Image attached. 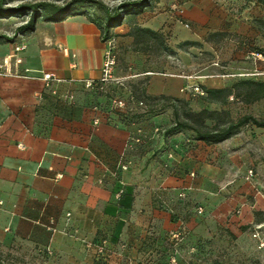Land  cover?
I'll return each instance as SVG.
<instances>
[{
    "label": "crops",
    "instance_id": "obj_1",
    "mask_svg": "<svg viewBox=\"0 0 264 264\" xmlns=\"http://www.w3.org/2000/svg\"><path fill=\"white\" fill-rule=\"evenodd\" d=\"M104 23L78 10L60 18L43 15L34 30L0 43V70L7 72L0 73L3 248L47 256V264H92L101 246L103 255L132 257L146 232L162 239L184 225L189 239L208 232L212 238L224 229L246 251L264 255V245L252 236V228L259 227L264 241V127L245 124L221 142L206 143L188 130L164 136L173 121L171 108L139 117L112 110L111 92H131L115 89L114 82L96 86L109 44ZM135 24L169 33L178 45L191 42L179 50L181 58L193 54L184 65L198 66L209 48L212 60L204 68L225 69L217 74L156 70L147 55L131 50ZM110 33L118 52L128 47L132 53L122 76L118 60L119 79L141 78L146 94L182 98L194 110L223 107L234 119L246 114V102L233 93L220 106L200 94L193 97L190 86L224 88L246 78L221 75L246 69V61L223 63L219 45L232 37L230 57L246 58L251 47L264 49V0H153L143 12L125 15ZM16 45L23 49L15 52ZM44 73L57 79L46 82ZM138 127L145 140L131 147ZM168 207L182 218H172Z\"/></svg>",
    "mask_w": 264,
    "mask_h": 264
},
{
    "label": "rangeland",
    "instance_id": "obj_2",
    "mask_svg": "<svg viewBox=\"0 0 264 264\" xmlns=\"http://www.w3.org/2000/svg\"><path fill=\"white\" fill-rule=\"evenodd\" d=\"M68 0H4L2 3V7L7 8H17L20 5L28 6L32 3H52L54 5H63ZM122 1L126 0H88L85 1L81 6L78 8L79 12H83L88 14L91 18L98 19L105 22V18L108 14H111L116 7ZM149 7V6H148ZM147 7V8H148ZM146 8V9H147ZM174 9V8H173ZM176 10L180 9L176 6ZM63 11V9H62ZM29 11L27 10H20L15 15L10 17H0V43H7L8 41L4 38L8 37L13 39V33L15 28L19 26L21 23L25 22L28 19ZM136 18H134V22L136 23ZM139 26L135 24L132 26V30ZM185 26V25H184ZM191 25L188 23L186 28L190 27ZM140 27V26H139ZM173 35L166 33L163 35L164 41L163 44H159L155 38H150L148 40V47L146 50H135L133 45L131 46L132 51H138V53H142L147 55L150 61L154 65H156V70L159 68H164V70H168L170 73L180 74V73H187V70L190 71L189 73H208V74H217V72H221L225 68H219V70H213L211 67H206L209 61L212 60V54L209 48L203 51V56L200 59L201 61L198 62V66L194 64L184 65L183 63L187 62L189 59L193 61V54L190 51H187L188 56L185 58H181L179 56V50H183L187 48L189 45H178L174 42ZM211 40H217L220 42V38L210 36ZM110 39L114 41L115 44V54H116V64L118 60L121 59L117 75H123L127 70V61L126 58L128 55H131V51L128 47L122 48L120 52L116 48V42L113 35H111ZM232 37L227 36L225 39H222L219 45L220 52H222L223 56V63H227L229 59H232L231 64L242 66L246 61V69L242 68L236 71H231L226 69L225 73H239V74H246V78H252L256 80H263L264 79V61L263 60H254L250 55L246 58L242 56L241 53L238 55L234 54L233 49V42ZM208 47V46H207ZM126 61V62H125ZM203 63V64H202ZM115 64V66H116ZM222 65V64H220ZM202 69L201 71L198 69ZM116 77L115 73L113 75ZM233 77V76H232ZM118 78V77H117ZM122 79V78H121ZM122 79L121 83H115V89L125 88L127 87L126 82L130 81V85L132 87H139L141 78H130ZM127 89V88H126ZM193 92V91H192ZM194 96L199 95L196 92H193ZM246 113H250L257 118L264 116V99H259L255 102L246 104ZM222 232L213 234V237L209 240L207 237L200 236L201 240H198L197 245L198 247L191 246L192 244L189 241H183L179 246L180 249L173 251L171 255H168L162 248L163 245L169 244V241H166L162 244H154L152 241L145 240L143 244L140 243L137 253L130 257L128 255L125 256H115L102 254V252L96 250L94 255L91 257L93 261L92 264H264V255L263 253H251L246 251V245L242 246L240 241L230 237L224 229L221 230ZM143 233V232H140ZM211 233L208 232V237ZM148 233H145V237L147 239ZM215 237L214 240H212ZM217 237V238H216ZM201 242V243H200ZM205 246L208 248H205ZM160 245V246H159ZM203 245V246H202ZM15 250V249H14ZM0 261L2 264H47L48 258L44 255H34V254H18L10 250V247L3 248L2 243H0Z\"/></svg>",
    "mask_w": 264,
    "mask_h": 264
},
{
    "label": "trees",
    "instance_id": "obj_3",
    "mask_svg": "<svg viewBox=\"0 0 264 264\" xmlns=\"http://www.w3.org/2000/svg\"><path fill=\"white\" fill-rule=\"evenodd\" d=\"M85 1L88 0H68L63 5H54L52 3L42 2L32 3L28 6L20 5L19 7L13 9H5L2 7V3L4 2V0H0V17L13 16L20 10L29 11L28 19L17 26L14 31V34H24L34 30L35 23L40 16L46 15L48 17L60 18L73 11L78 10L81 4H83ZM152 2L153 0H126L117 4L113 12L111 14H108L105 18V23L103 26L104 39H108L111 37L110 29L112 27L121 25L125 15L141 13L148 6H150ZM130 33L134 38L133 47L135 50H146L149 46L147 42L152 37L155 38L161 45L164 41L163 34L160 31L152 30L146 27L137 26L133 30H131ZM4 38L7 41L12 40L11 38L5 36ZM186 44H191V42L185 41L181 45ZM250 52H258L264 54V49L251 47V49L248 50V54ZM127 87L131 92L130 94L134 102L136 100H140L144 103V106L135 107L134 112H128L124 116L139 117L145 114L157 113L165 108H171L173 121L172 124L165 128V130L163 131L164 136L172 135L182 130H188L192 133L193 138L196 140H201L206 143H218L237 133L245 124L254 125L256 127H264V117L257 118L250 113H246L234 119L231 117L230 111L227 108H202L200 110H194L188 104V102L182 98L166 95H149L146 94L142 89H140V87H132L129 82L127 84ZM202 89L204 90V94L201 95V97L206 102L217 103L220 106H223L227 103L228 96L232 93L235 97H238L240 100L246 102V104L264 98V80H256L252 78L237 79L230 87H203ZM121 194L119 196H121ZM167 210L172 214V218H182V216L177 213L174 207H168ZM181 220L183 221V219ZM255 228L256 227H253L252 230L254 231ZM243 229H246V227L244 226ZM260 230L261 229L259 228V231ZM177 231L180 232V238L178 239L172 237L171 232L166 234L162 239H158V236H153L152 234L148 233L147 239L145 237L144 240H142L141 244H143L145 240L152 241V243H154L155 245L169 241L170 243L167 244V246L165 244L160 248H162L168 255H171L173 251L180 249L178 245H180L183 241L187 240L191 242L192 240V246L194 247H198V240H201V242L203 241L200 238H196L195 240L189 239L188 230L184 225H180L177 228ZM151 237H154V239H151ZM207 238H209V240L211 239L210 237ZM214 239L215 237L212 240ZM205 245L206 244H204V246ZM205 248L208 247L205 246ZM0 264H2L1 261Z\"/></svg>",
    "mask_w": 264,
    "mask_h": 264
},
{
    "label": "built area",
    "instance_id": "obj_4",
    "mask_svg": "<svg viewBox=\"0 0 264 264\" xmlns=\"http://www.w3.org/2000/svg\"><path fill=\"white\" fill-rule=\"evenodd\" d=\"M173 8L175 9L176 6H173ZM185 26H188V23H184ZM109 44L108 47L105 51L104 54V61H103V67H102V77L100 79V81H98L97 85L99 88H103V85L105 83H110V82H114V83H120V81L122 79H119L117 77H114V69H115V64H116V54H115V44L114 41L112 39H108ZM23 49L22 45H16L14 47L15 52L19 51ZM249 55L254 58V60H263L264 61V54L262 53H258V52H250ZM18 62V59L17 61ZM1 68V65H0ZM4 72L7 73L5 70H0V73ZM221 75H226V76H233V74H221ZM238 75H246V74H238ZM46 82L53 80V79H57L55 77V75L53 73H44L43 77H42ZM94 83L90 82V81H86V86H92ZM187 88V87H186ZM190 88L192 89L193 92H196L200 95L204 94V90L202 89V87L198 84H194L191 85ZM109 101H110V108L112 110H117L120 111L122 113H128V112H133L135 110V107H143L144 103L140 100H136L134 102V100L131 97V94H128L127 96H122L119 94H116L115 92H111L110 96H109ZM132 105H134L132 107ZM95 122H97V120H95ZM154 132L158 133L160 132V128L159 127H155L154 128ZM145 131L141 128L138 127L135 129V131L131 134L130 136V143L129 146H133L135 144H140L145 140ZM128 164L127 163H122L121 164V168L122 169H127L128 168ZM253 174V170H248V175H252ZM122 190L118 191V196L121 194ZM183 195V194H181ZM2 203V201L0 200V204ZM197 212L201 213L202 212V208L198 207L197 208ZM171 236L174 238H180V232L179 231H173L171 232ZM252 236L256 239H258L259 241V246H263L264 245V241L262 240V237L260 235V231L259 228L256 227L254 229V231L252 232ZM99 251H102V246L100 247Z\"/></svg>",
    "mask_w": 264,
    "mask_h": 264
}]
</instances>
